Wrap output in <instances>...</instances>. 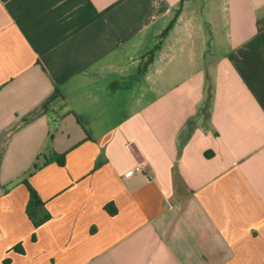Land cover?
Segmentation results:
<instances>
[{
  "label": "crops",
  "instance_id": "1",
  "mask_svg": "<svg viewBox=\"0 0 264 264\" xmlns=\"http://www.w3.org/2000/svg\"><path fill=\"white\" fill-rule=\"evenodd\" d=\"M0 264H264V0H0Z\"/></svg>",
  "mask_w": 264,
  "mask_h": 264
},
{
  "label": "trees",
  "instance_id": "2",
  "mask_svg": "<svg viewBox=\"0 0 264 264\" xmlns=\"http://www.w3.org/2000/svg\"><path fill=\"white\" fill-rule=\"evenodd\" d=\"M61 93L56 90L49 100L44 103L43 108L47 110L49 103L59 97H61ZM53 136H51L52 138ZM41 157H37L36 160L33 163L32 169L29 173V175H32L36 170H38L42 166H46L52 162H57L59 165H63L65 162V154H56L54 151L50 150L48 155H45V158L42 162H40ZM101 163L97 164V167H99ZM24 183L28 187L29 190V202L27 205V215L32 221L33 225L35 228L40 227L43 225L45 222H47L50 218L51 215L49 211L46 209V203L40 198L39 194L36 192V190L29 184L28 180L25 179ZM109 209V208H108ZM111 212L114 213L115 210L111 209Z\"/></svg>",
  "mask_w": 264,
  "mask_h": 264
},
{
  "label": "built area",
  "instance_id": "3",
  "mask_svg": "<svg viewBox=\"0 0 264 264\" xmlns=\"http://www.w3.org/2000/svg\"><path fill=\"white\" fill-rule=\"evenodd\" d=\"M136 172H140V173H144L149 179H151L150 175L147 174L146 170L144 169L143 165L139 164L136 168H135ZM127 174H131V172H128Z\"/></svg>",
  "mask_w": 264,
  "mask_h": 264
},
{
  "label": "rangeland",
  "instance_id": "4",
  "mask_svg": "<svg viewBox=\"0 0 264 264\" xmlns=\"http://www.w3.org/2000/svg\"><path fill=\"white\" fill-rule=\"evenodd\" d=\"M207 115V113H205Z\"/></svg>",
  "mask_w": 264,
  "mask_h": 264
}]
</instances>
